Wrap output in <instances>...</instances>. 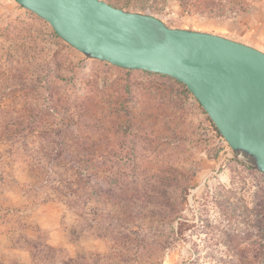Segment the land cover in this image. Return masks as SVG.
<instances>
[{"label":"rangeland","instance_id":"rangeland-1","mask_svg":"<svg viewBox=\"0 0 264 264\" xmlns=\"http://www.w3.org/2000/svg\"><path fill=\"white\" fill-rule=\"evenodd\" d=\"M105 1L264 52V0ZM0 264H264V174L179 81L0 0Z\"/></svg>","mask_w":264,"mask_h":264},{"label":"water","instance_id":"water-1","mask_svg":"<svg viewBox=\"0 0 264 264\" xmlns=\"http://www.w3.org/2000/svg\"><path fill=\"white\" fill-rule=\"evenodd\" d=\"M79 52L116 67L170 77L199 102L229 146L264 174V52L105 0H16Z\"/></svg>","mask_w":264,"mask_h":264},{"label":"trees","instance_id":"trees-1","mask_svg":"<svg viewBox=\"0 0 264 264\" xmlns=\"http://www.w3.org/2000/svg\"><path fill=\"white\" fill-rule=\"evenodd\" d=\"M115 6V5H114ZM117 7V6H116ZM189 92V91H188ZM218 131V130H217Z\"/></svg>","mask_w":264,"mask_h":264}]
</instances>
